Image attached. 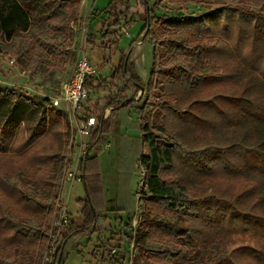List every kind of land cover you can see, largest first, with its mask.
<instances>
[{
    "label": "trees",
    "instance_id": "trees-1",
    "mask_svg": "<svg viewBox=\"0 0 264 264\" xmlns=\"http://www.w3.org/2000/svg\"><path fill=\"white\" fill-rule=\"evenodd\" d=\"M92 1L96 26L91 30L88 19L85 43L119 51L109 85L128 101L113 94L96 102L101 114L90 147L114 131L122 112H135L139 146L130 151L144 173L138 192L144 209L137 229L133 211L108 210L102 176L93 170L96 157L88 156L80 220L69 223L63 240L109 231L118 222L127 229L114 252L126 254L120 264L130 262L131 244L143 264H264V0H189L215 5L195 17L160 16L149 0H108L102 8ZM81 11V0H0V56L34 74L64 72ZM137 20L144 27L125 51L122 29ZM139 41L153 47L145 82L129 59ZM103 65H109L105 58ZM101 84L96 76L85 79L89 97ZM141 86L143 96H128ZM68 141L59 110L0 90V264H41L54 202L39 193L55 195ZM66 258L62 244L57 261Z\"/></svg>",
    "mask_w": 264,
    "mask_h": 264
},
{
    "label": "rangeland",
    "instance_id": "rangeland-1",
    "mask_svg": "<svg viewBox=\"0 0 264 264\" xmlns=\"http://www.w3.org/2000/svg\"><path fill=\"white\" fill-rule=\"evenodd\" d=\"M83 8L81 15L77 23L73 25V43L69 48V55L67 57V66L64 72L58 70L43 68L37 73H32L30 70L20 69L14 62L9 58L0 56V90H9L15 92L17 95L24 96L31 99L33 102L41 103L45 102L48 107L51 101L61 96V92L65 84H67L73 78L75 71L77 70V64L82 56L88 58L89 62L97 69L96 77L102 81V88L100 91H91L89 102L84 103L80 107V115L74 116L71 109L65 102H61L58 109L65 120L69 124V141L65 146L63 153V159L60 163V169L56 176L55 181V195L53 194L50 198L44 197L42 192L39 193L41 199L48 200L49 202H54L52 205V214L50 215V225L47 231L46 239L44 241L43 247H41L40 253L45 256L46 248L48 244L49 235L52 232V224L54 219L58 216L59 212V201H60V185L66 169L70 168L71 157L69 156V142L71 137L76 131L81 119L85 117H94L95 119L101 114V109H96L95 104L99 99H103L108 96L116 94L119 100H124L122 104L126 103L127 100L122 96V94L116 89H111L109 85L110 76L113 72V67L118 65L119 61V51L110 50L104 51L98 46H92L85 43L88 36L87 25L88 19L91 24V30L95 29L96 20L90 19L91 10L94 6L92 0H81ZM157 0H149V4L154 8V12L160 16H178L183 15L187 17L201 16L206 13L211 12L215 5L211 2L192 4L189 0H165L161 7H154ZM108 0H97L96 7L102 8L107 6ZM144 27L143 20H137L128 28V32L124 34L120 42V48L125 51L130 50V45L133 40L138 38L141 30ZM98 39V38H97ZM96 39V43H97ZM108 61V66L103 65V59ZM130 62L135 65L136 72L141 76L143 81L147 80L150 68L153 63V47L146 41L143 43L139 41L135 44L132 51ZM106 82V83H105ZM145 93V91H144ZM141 91L137 92L134 88H131L128 96L132 97L137 95L136 99L143 96ZM109 110H104V118L108 117ZM111 112V109H110ZM122 123L126 125H134L138 122V117L135 112H122L121 117ZM119 119V118H118ZM97 122V119H96ZM117 125V123H116ZM126 135L127 137L133 138L132 140H139L140 132L136 130V127L127 126ZM134 132L137 135H134ZM138 137V138H137ZM91 138V136H90ZM120 135L118 139H121ZM88 141V140H87ZM89 147L92 140L88 141ZM111 152H114L111 151ZM134 151H130L125 157L128 161L127 164L120 163V150L118 152L111 153L114 161L110 162V168L103 166L105 172V179H109L105 182L104 199L108 201L113 199V195L116 199L115 205L127 209L130 212H134L136 217L133 221L132 227L137 229L138 223L140 222L141 215L144 209V201L139 197V189L143 186L144 173L143 170L136 166L135 159L137 154ZM123 155V154H122ZM105 164V163H104ZM122 168V169H121ZM110 178L112 180H110ZM121 181V183H120ZM120 183V184H119ZM86 195V190L83 183L76 182L73 186L70 197L68 198V214L70 222L79 223L80 207L77 204L78 198H83ZM105 199V202H106ZM122 201V202H121ZM109 203V202H108ZM121 203V204H120ZM59 204V205H58ZM111 205V202H110ZM114 205V206H115ZM115 206V207H116ZM114 207V208H115ZM110 212L108 215L110 216ZM112 218L115 214H112ZM121 217L126 220V215L121 214ZM100 225L105 227L106 222L104 220L100 221ZM28 224L32 227H37L35 222L29 221ZM127 232L126 228H121L118 222L113 224L109 231H103L101 233L95 232L93 234H88L86 231H80L79 233H71L66 239L63 240V251L66 255V261L64 264H120V260L123 253V249H118L115 255L116 246L119 244L120 234H125ZM65 233V232H64ZM123 236V235H122ZM123 238V237H122ZM126 246L127 241L123 239L121 246ZM129 257L130 262L128 264H143L141 254L139 249L131 244L129 246ZM126 256V254H125ZM43 261V259H42ZM118 261V262H117ZM42 264V262H41ZM183 264V263H180Z\"/></svg>",
    "mask_w": 264,
    "mask_h": 264
},
{
    "label": "built area",
    "instance_id": "built-area-1",
    "mask_svg": "<svg viewBox=\"0 0 264 264\" xmlns=\"http://www.w3.org/2000/svg\"><path fill=\"white\" fill-rule=\"evenodd\" d=\"M126 34L127 32L122 29ZM13 63V61L11 62ZM97 75V69L89 62L88 58L82 56L77 64V70L71 81L64 85L61 96L54 98L48 109H58L61 102H65L74 116L80 113V107L88 100L89 92L85 88V79ZM80 115V114H79ZM97 125L94 117L81 119L69 144V156L71 157L70 168L64 170V178L60 185V205L58 216L52 224V232L49 235L48 244L42 264H60L57 261L59 247L63 244V234L69 226L70 218L68 212V201L73 186L76 182L82 181V163L89 156L88 138ZM109 147V144L106 145ZM74 151V152H72Z\"/></svg>",
    "mask_w": 264,
    "mask_h": 264
},
{
    "label": "crops",
    "instance_id": "crops-1",
    "mask_svg": "<svg viewBox=\"0 0 264 264\" xmlns=\"http://www.w3.org/2000/svg\"><path fill=\"white\" fill-rule=\"evenodd\" d=\"M82 8H83V4H82ZM132 51L129 53V59L131 57ZM134 70H135V65H134ZM135 72H136V70H135ZM136 74L140 77V79H142L141 76L137 72H136ZM108 110H109L108 114H110V109H108ZM138 124L139 123L137 122L136 126H134V125H126V124L122 123V119H121L120 123L117 122V125H115L114 131L112 133H109L108 135L103 136L99 140L98 143L93 144L91 147H89V157H96V160L93 162V167H94L93 170L94 169H98L99 170V172H100V174L102 176V180H103V188H105V182L107 180H109V179H105L106 178L105 172H104V169H102V168H103V166H106L107 168H110V162L114 161V158L111 155V153H114V152L116 153V152H118V150H120V153H121V155H120V163L122 164V167H123L124 164L128 163V161H127V159L125 157L127 155L126 152L127 151L130 152V150L134 146H135V149L138 148V146H139L138 142L135 141V140H132L133 138H131V137H127L126 131H125L127 129V126L136 127V130L138 131L139 130L138 129V126H139ZM120 135L122 136V138L118 139ZM134 135H137V133L134 132ZM90 140H91V138L89 137L88 141H90ZM107 144H109V147H106ZM113 150H114V152H111ZM137 158L135 159L136 166L134 167V169H138L136 167L139 166V162H138ZM110 180H112V179L110 178ZM120 183H121V181H120ZM112 198L113 199H111L109 201L105 198L106 199V202H105L106 203V208L108 210H112L116 206L115 203H117V202H116V199H115L114 195H113ZM78 199H80V198H78ZM110 202H111V205H110ZM120 206H122V205H120ZM112 214L113 213L110 214V217L112 216Z\"/></svg>",
    "mask_w": 264,
    "mask_h": 264
},
{
    "label": "water",
    "instance_id": "water-1",
    "mask_svg": "<svg viewBox=\"0 0 264 264\" xmlns=\"http://www.w3.org/2000/svg\"><path fill=\"white\" fill-rule=\"evenodd\" d=\"M144 87L143 86H141V95L144 93ZM128 101V100H127Z\"/></svg>",
    "mask_w": 264,
    "mask_h": 264
}]
</instances>
